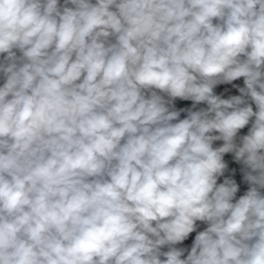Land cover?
<instances>
[{"label":"clouds","instance_id":"clouds-1","mask_svg":"<svg viewBox=\"0 0 264 264\" xmlns=\"http://www.w3.org/2000/svg\"><path fill=\"white\" fill-rule=\"evenodd\" d=\"M0 78V264H264V0H0Z\"/></svg>","mask_w":264,"mask_h":264},{"label":"crops","instance_id":"crops-1","mask_svg":"<svg viewBox=\"0 0 264 264\" xmlns=\"http://www.w3.org/2000/svg\"><path fill=\"white\" fill-rule=\"evenodd\" d=\"M60 2L62 4L63 0H60ZM93 2H94V0H93ZM3 83H4L3 79L0 78V86H2ZM232 84L238 85L239 87H244L243 78H240L236 81H233ZM225 89H227V91H225ZM215 92L218 95L223 93L222 98H228L231 95H239L240 94L238 89L232 87L231 84L230 85H219L215 89ZM181 102L182 101H180V100L176 101L177 108L182 107L180 105ZM253 110L255 111V105L254 104H253ZM185 116H186V113H181L180 118L183 119V118H185ZM250 126H251V123L248 126H246L244 129H242L241 133L243 135H246L248 132V128H250ZM222 143H223L222 141H216V142H214L213 146L218 147ZM227 156H228V160L226 161V163L228 164V171L225 172L224 176H222L218 179V183H222L223 179L225 177H229V176L231 178L235 179L236 183L239 185V191L236 194V199H238L240 196H242L247 191L249 186L243 180V173L241 172L242 165L235 162V160L233 159V154L228 153ZM232 169H235V173L232 172ZM197 225H198V227H197L196 232L189 234L188 238L185 241H183L182 243L176 245V247H183V248H186L190 251L192 243L195 239V235L197 234V232L203 231L207 227L206 224H204L203 222H200V221H197ZM167 250L168 249L166 246L162 248V251H167ZM186 255H187V252H185V257H186ZM182 258H184V257H182ZM162 259H163V257H162Z\"/></svg>","mask_w":264,"mask_h":264},{"label":"built area","instance_id":"built-area-1","mask_svg":"<svg viewBox=\"0 0 264 264\" xmlns=\"http://www.w3.org/2000/svg\"><path fill=\"white\" fill-rule=\"evenodd\" d=\"M191 104H192L191 101H182L180 105H181L182 107H191ZM198 107H206V105H199ZM240 135H243V134L241 133V131H240ZM224 159H225V161L228 160V156H227V154L225 155Z\"/></svg>","mask_w":264,"mask_h":264}]
</instances>
